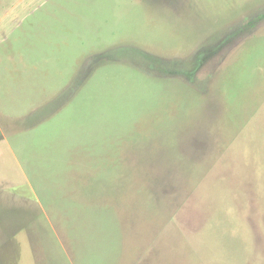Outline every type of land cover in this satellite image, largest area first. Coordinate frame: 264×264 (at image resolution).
Returning <instances> with one entry per match:
<instances>
[{
    "label": "rangeland",
    "instance_id": "1",
    "mask_svg": "<svg viewBox=\"0 0 264 264\" xmlns=\"http://www.w3.org/2000/svg\"><path fill=\"white\" fill-rule=\"evenodd\" d=\"M0 264H264V0H0Z\"/></svg>",
    "mask_w": 264,
    "mask_h": 264
},
{
    "label": "snow or ice",
    "instance_id": "2",
    "mask_svg": "<svg viewBox=\"0 0 264 264\" xmlns=\"http://www.w3.org/2000/svg\"><path fill=\"white\" fill-rule=\"evenodd\" d=\"M68 90L71 91V89L73 88V85L70 83L68 86H67ZM51 108H52V111L55 112L59 109V107H62L64 103H66V100L63 99L62 97L60 96H57V97H53L50 101L47 102ZM46 118V117H45Z\"/></svg>",
    "mask_w": 264,
    "mask_h": 264
}]
</instances>
